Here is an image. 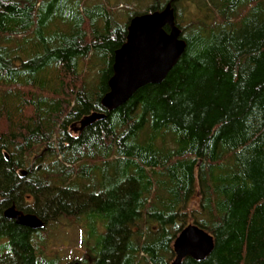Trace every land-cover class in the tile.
I'll return each instance as SVG.
<instances>
[{
	"label": "trees",
	"instance_id": "trees-1",
	"mask_svg": "<svg viewBox=\"0 0 264 264\" xmlns=\"http://www.w3.org/2000/svg\"><path fill=\"white\" fill-rule=\"evenodd\" d=\"M169 1L184 53L108 111L128 22ZM182 1L0 0V264H55L44 236L61 220L93 223L92 264H170L188 223L214 248L181 264H264V0H212L198 17ZM12 205L44 227L6 218Z\"/></svg>",
	"mask_w": 264,
	"mask_h": 264
},
{
	"label": "water",
	"instance_id": "water-1",
	"mask_svg": "<svg viewBox=\"0 0 264 264\" xmlns=\"http://www.w3.org/2000/svg\"><path fill=\"white\" fill-rule=\"evenodd\" d=\"M171 2H167L160 11L135 15L128 22L126 39L113 54L112 75L107 80L108 91L100 99V104L108 111L125 103L139 88L161 83L184 53L186 43L175 24ZM104 116L98 112L86 115L75 130L80 131ZM25 173L24 170L20 172L22 176ZM4 216L31 230L44 227L43 221L36 215L23 213L14 205L5 209ZM213 248V237L194 223H188L172 242L174 258L170 264H181L186 257L203 260ZM70 264L81 263L74 261Z\"/></svg>",
	"mask_w": 264,
	"mask_h": 264
},
{
	"label": "rangeland",
	"instance_id": "rangeland-1",
	"mask_svg": "<svg viewBox=\"0 0 264 264\" xmlns=\"http://www.w3.org/2000/svg\"><path fill=\"white\" fill-rule=\"evenodd\" d=\"M211 1L212 0H196L194 2L189 0L186 2L182 1L181 5L186 9L185 12L190 11L196 17L198 13H204L203 7L212 6ZM149 2L150 0H129L128 5H124V0H120V3L123 5L120 7H131L136 11H142ZM193 203L196 204L195 201ZM92 227L93 223H90L89 226L83 225L82 227H78L76 225L70 226L66 224V220H61L60 224L54 225L46 231V235L44 236L45 256L47 259L53 260L55 264H70L74 260H81L83 258H86L88 262L82 264H92L94 256L92 253H88L87 245L97 244L99 240L98 234L92 236ZM103 230L104 227L101 223H98L96 229L97 233L100 234ZM36 234L37 240L39 241L38 244H41V235H39L38 232L34 233V235ZM1 251H3V249H0V252Z\"/></svg>",
	"mask_w": 264,
	"mask_h": 264
},
{
	"label": "bare ground",
	"instance_id": "bare-ground-1",
	"mask_svg": "<svg viewBox=\"0 0 264 264\" xmlns=\"http://www.w3.org/2000/svg\"><path fill=\"white\" fill-rule=\"evenodd\" d=\"M172 3V2H171ZM113 61V60H112ZM134 185V184H133ZM72 263V262H71Z\"/></svg>",
	"mask_w": 264,
	"mask_h": 264
}]
</instances>
